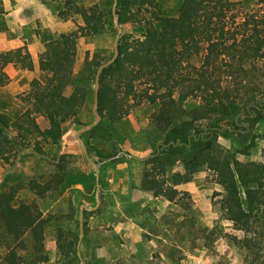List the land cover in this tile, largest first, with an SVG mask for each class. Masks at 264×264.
I'll return each mask as SVG.
<instances>
[{"label":"trees","instance_id":"1","mask_svg":"<svg viewBox=\"0 0 264 264\" xmlns=\"http://www.w3.org/2000/svg\"><path fill=\"white\" fill-rule=\"evenodd\" d=\"M167 3L168 0H118L120 25L131 23L138 36L122 37L117 60L103 70L98 108L102 120L82 134V138L88 149L87 137L113 142L114 147L124 144L134 133L127 118L133 108L143 102L157 105L152 123L164 134L179 131V140L160 145L148 159L126 150L132 158L121 156L104 164L100 168V182L108 166L124 160L139 162L143 165L140 190L172 200L176 186L191 181L201 170L211 171L215 182L225 188L218 201L220 210L244 228L243 243L235 240L244 254L243 260L248 264H264V147L262 160L243 162L226 154L216 141V133L221 130L235 135L245 133L250 128L245 125L248 118L256 119L264 111V0H258L249 10L237 0ZM76 9L82 16L86 35L106 30L105 11L97 6ZM76 37V33H71L45 44L39 68L53 69L52 74L42 87L24 96L27 109L23 113L12 118L0 112V160L8 159L15 148L32 147L43 152L46 145L61 144L62 125L70 119L65 90L76 80V50L71 44ZM198 57L201 63H192ZM29 59L30 54L24 48L0 54V86L9 82L4 71L7 65L26 68ZM102 63L98 56L86 63L74 96L87 98L84 84ZM189 100L199 102L195 114L186 107ZM241 110L243 118H230L232 114L240 115ZM39 117L47 121L45 129L37 122ZM105 122L114 129L108 128L99 135ZM119 126L130 133L122 137ZM254 146L252 141L238 152L250 155ZM51 161L56 176L33 177L27 184L40 199L57 200L69 187L80 183L64 165V155L59 154ZM177 163L183 165L184 172L174 171ZM63 217L60 213L45 215L36 201L17 203L15 189L1 193L0 264L48 262L45 237L52 225L56 226L61 264L78 262L79 232L65 226Z\"/></svg>","mask_w":264,"mask_h":264},{"label":"rangeland","instance_id":"2","mask_svg":"<svg viewBox=\"0 0 264 264\" xmlns=\"http://www.w3.org/2000/svg\"><path fill=\"white\" fill-rule=\"evenodd\" d=\"M7 1L9 7L16 6L14 0ZM68 1L71 2L69 6L66 5ZM68 1L54 0L53 3L59 10L60 21L64 23L70 21L74 24V29L64 32L59 39L71 33L77 34L76 39H71V44L76 50L74 67L76 80L65 90L70 119L62 125L64 129L62 142L59 146L46 145L43 152H36L32 147L15 148L8 159L0 160V194L15 189L17 203L36 201L45 215L63 214V224L71 227L74 232H79V239L81 207L84 205L82 222L84 236L80 252L86 264H248L243 260L244 254L235 242L237 240L243 243L244 228L220 210L218 201L225 194V188L215 182L211 171L201 170L191 181L176 186L172 200L154 197L140 190L143 165L139 162L130 163L124 160L108 166L100 182V168L104 164L121 156L132 158V155L126 154V150L133 152L135 156L145 158L160 145L179 140L181 137L179 131L172 130L164 134L152 123L151 116L158 109L157 105L143 102L133 108L127 118L134 133H130L126 127H118L122 137H126L127 132L131 134L124 144L114 147L113 142L101 138H86L90 144L89 152L98 163L97 180L96 172L88 163L81 143L76 137L78 129L95 120L93 77L96 73L84 84L88 90L86 99L74 96L73 92L75 87L79 86L78 77L87 62L95 56L106 62L113 55L114 40L118 33L114 18L111 16L113 0ZM174 1L168 0L167 4L171 5ZM238 1L242 2L244 9L249 10L258 0ZM94 6L108 14V23L103 33L90 36L86 35L82 28V16L77 13L76 7L89 9ZM8 13L10 11H6V7L0 3V28L3 31L10 30L11 20L10 16L7 17ZM21 14L30 17V9L22 10ZM122 27L124 29L122 37L126 34L138 36L131 23ZM17 35L25 39V45L21 48L30 54L28 47L30 29L24 25ZM192 63L199 65L201 58H193ZM52 70L42 71L39 64L30 65V59L26 68L13 65L5 67L9 82L5 86H0V112L12 118L23 113L27 109V104L23 101L24 96L42 87L47 77L52 74ZM198 106V100H189L186 103L187 109L193 114L197 112ZM240 112V115L232 114L230 118L242 117L244 112L243 110ZM248 120L249 123L245 125L250 128L245 133L235 135L221 130L216 133V141L226 154L235 155L240 161L262 160L264 111L259 113L258 118ZM37 122L42 129L48 125L43 117H39ZM102 126L99 135L105 134L108 128L114 129L107 122ZM252 141L255 142V146L250 149V155L238 152L249 146ZM122 152L124 154H121ZM59 154L65 156L64 165L80 183L69 187L57 200L50 197L40 199L30 191L27 184L33 177L47 179L56 176L51 158ZM174 171L184 172L183 165L177 163ZM98 190L100 204L93 210L91 208L97 204ZM55 228L56 226L52 225L46 230L45 250L49 261L41 264H61ZM70 264L82 262L78 256V262L76 260Z\"/></svg>","mask_w":264,"mask_h":264},{"label":"crops","instance_id":"3","mask_svg":"<svg viewBox=\"0 0 264 264\" xmlns=\"http://www.w3.org/2000/svg\"><path fill=\"white\" fill-rule=\"evenodd\" d=\"M14 1V4H16L14 8L9 7L7 0L0 2L6 7V11H10L7 17L10 16L11 20L10 30L0 32V54L25 45V39L21 38V35H17V32H20V28L26 25L30 29V46L27 45L30 50V65L36 66L39 64L40 54L45 50V44L59 39L64 32L73 30L74 24L70 21L64 23L59 20L58 14L60 13L54 7V0ZM29 9L30 17L21 14L22 10L29 11ZM11 32L14 34H11ZM30 74H32V71ZM31 80L32 76L30 75Z\"/></svg>","mask_w":264,"mask_h":264},{"label":"water","instance_id":"4","mask_svg":"<svg viewBox=\"0 0 264 264\" xmlns=\"http://www.w3.org/2000/svg\"><path fill=\"white\" fill-rule=\"evenodd\" d=\"M117 7H118V0H113V6H112V15L114 18V22H115V26L117 28V35L115 37L114 40V45H113V55L112 57L107 60L106 62H103L96 70V74H95V90H94V107H93V114L95 115V120L83 127H81L80 129L77 130L76 132V137L78 139V141L81 143L84 155L88 161V163L90 164V166L95 170L96 172V177L97 180H99V167H98V163L94 160V158L91 156L89 149L87 147V144L85 143L84 139L82 138V134L86 133L87 131L91 130L94 126H96L97 124L100 123V121L102 120V116L98 111L99 108V89H100V77L101 74L103 72V70L109 66H111L112 64L115 63V61L117 60L118 56H119V44H120V40L121 37L124 34V29L123 27L120 25L119 23V15L117 13ZM121 154H124L123 152ZM118 157V156H117ZM149 157H151V155L147 156L144 159H148ZM97 204L95 207L91 208L93 210L97 209L99 204H100V199H99V190L97 191ZM85 208L84 205H82L81 207V234H80V239H79V243H78V256L80 261L82 262V264H86L84 261V258L82 257V254L80 252V244L81 241L83 239L84 236V229H83V209Z\"/></svg>","mask_w":264,"mask_h":264},{"label":"flooded vegetation","instance_id":"5","mask_svg":"<svg viewBox=\"0 0 264 264\" xmlns=\"http://www.w3.org/2000/svg\"><path fill=\"white\" fill-rule=\"evenodd\" d=\"M243 116H244V115H243ZM243 116H242V117H243Z\"/></svg>","mask_w":264,"mask_h":264}]
</instances>
